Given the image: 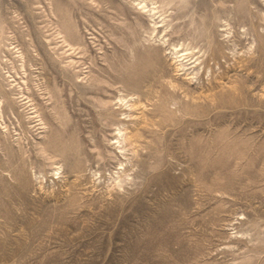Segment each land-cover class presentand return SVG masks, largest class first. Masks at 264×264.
Returning a JSON list of instances; mask_svg holds the SVG:
<instances>
[{"label":"rangeland","instance_id":"374dc122","mask_svg":"<svg viewBox=\"0 0 264 264\" xmlns=\"http://www.w3.org/2000/svg\"><path fill=\"white\" fill-rule=\"evenodd\" d=\"M0 264H264V0H0Z\"/></svg>","mask_w":264,"mask_h":264},{"label":"bare ground","instance_id":"6f19581e","mask_svg":"<svg viewBox=\"0 0 264 264\" xmlns=\"http://www.w3.org/2000/svg\"><path fill=\"white\" fill-rule=\"evenodd\" d=\"M192 52L193 51L189 52V50H186V51H182L181 52L177 47L174 48L173 55L175 56L174 59L177 61L176 63L178 65V68H180L181 70H186V71H191L193 68H195L192 65L193 64L195 65V63L198 61V59L195 62H193V60L195 58V55ZM189 66H190V68H188ZM181 70H179V71H181ZM195 70H196V68L193 69V73H194ZM193 73H191L190 75H194ZM136 105H137L136 102H134L132 105H130L129 106L130 107V110L132 111L133 108ZM129 117L131 118V116H129ZM135 137H136V134H133L132 132L128 131V128H124L122 130L120 128L119 129V139L116 138V140H117L116 143L119 144V149L125 150L127 146H131L133 144V142L135 143V141H133L135 139ZM122 166H123V164H122ZM121 170H123V173L125 174L126 169H121ZM122 177L123 176L119 175L118 178H117V180L120 181V182H122Z\"/></svg>","mask_w":264,"mask_h":264}]
</instances>
